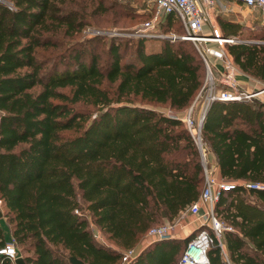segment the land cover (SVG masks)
I'll return each instance as SVG.
<instances>
[{
    "label": "trees",
    "instance_id": "16d2710c",
    "mask_svg": "<svg viewBox=\"0 0 264 264\" xmlns=\"http://www.w3.org/2000/svg\"><path fill=\"white\" fill-rule=\"evenodd\" d=\"M116 5L0 0V219L9 227L6 237L0 226V248L12 238L24 264H71L69 256L118 264L122 250L176 219L203 186L199 150L175 111L192 105L204 63L190 41L156 36H135L124 61L130 44L109 38L103 63L97 45L84 61L77 36L95 17L119 14ZM216 22L222 37L239 40L226 44L234 64L264 84V24L250 31L221 14ZM175 23L182 34L172 13L155 31L175 34ZM200 139L220 177L264 182V103L212 101ZM214 211L231 227L220 236L229 264H264V190L238 184ZM88 218L112 245L94 239ZM187 240L147 243L127 264H178ZM206 254L227 264L214 236ZM0 264L15 263L0 254Z\"/></svg>",
    "mask_w": 264,
    "mask_h": 264
},
{
    "label": "built area",
    "instance_id": "2783aa9c",
    "mask_svg": "<svg viewBox=\"0 0 264 264\" xmlns=\"http://www.w3.org/2000/svg\"><path fill=\"white\" fill-rule=\"evenodd\" d=\"M148 9L153 7L152 16L141 23L135 30V36L144 37H169L171 39H183L190 41L201 57L205 70L209 76L210 85L208 91L201 100L199 115L195 121L191 117L193 105H190L182 116L188 131L190 132L199 150L200 163L203 173V186L196 200L185 207L179 216L171 222H164L151 226L144 236L147 242L164 240L174 236L177 227L182 225V218L188 215L202 217L201 223L192 236L186 241L178 264H210L206 251L212 243L213 236L219 241L222 254L229 264L220 243V236L231 227L219 219L214 211L215 203L223 192L232 190L236 185L242 184L245 188L264 190V182L231 181L217 176L209 167L206 159L207 147L200 139V123L208 105L214 100H249L256 99L262 102L264 84L259 89L246 90L240 87L237 75L244 73L233 62L226 49L227 43L239 41L236 38L222 37L214 23L217 0H146ZM245 7L257 10L264 16V0H236ZM172 13L181 23L183 33L163 34L155 31V25L162 16ZM207 30H204L205 27ZM100 33V32H98ZM102 33V32H101ZM114 33V32H110ZM213 70L215 76H213ZM216 83L218 85L216 87ZM169 117L176 118L173 111H168ZM203 210V211H201ZM76 212V210H75ZM111 245V244H105ZM134 247L121 251L118 264L129 263L137 254ZM0 254H6L11 259L17 257L14 240L9 238L0 248Z\"/></svg>",
    "mask_w": 264,
    "mask_h": 264
},
{
    "label": "rangeland",
    "instance_id": "374dc122",
    "mask_svg": "<svg viewBox=\"0 0 264 264\" xmlns=\"http://www.w3.org/2000/svg\"><path fill=\"white\" fill-rule=\"evenodd\" d=\"M116 1H117V5L115 6L114 9L121 11L119 12V14H117L118 16L117 15L113 16L112 13L109 12L107 15L105 14L102 16L95 17L93 21L96 24H91L85 27L83 31L77 36L76 40L83 42L86 41L81 48L84 51V56H83L84 61L88 59V55L92 54L95 51L93 49V46L97 45L96 51L99 55V62L103 63L106 60L105 50L109 42V38H113V37H123V40H126L130 44V47L123 54L121 61L126 60L129 57L130 53L132 52L133 45L135 42L134 39L135 35L133 33L134 30L145 20L149 19L145 14V9L148 8L147 7L148 3L146 0H116ZM151 8L153 9V7ZM258 19L264 21V16L262 15V13L260 11H256L252 13L251 18L248 21V24L246 25L249 27V30L251 29L250 31H252V29L257 30L261 25H263V23L260 24L259 22H257ZM174 28L176 30L175 31L171 30V31L175 32V34L180 35L181 34L180 28L176 23L174 24ZM110 32H114V33H110ZM97 35H101V36H97ZM127 37H132V38H127ZM87 40L91 42L87 43ZM72 41H74V39ZM148 41L150 40H146V42ZM154 43L155 45L157 44V42ZM45 59H47L48 63H50L51 61L52 62L56 61V58L54 57L52 58L49 56H46ZM59 67L63 68L62 66ZM213 76H215L214 70H213ZM209 85H210L209 76L206 70H204V78L201 89L199 90L195 99L191 103L194 107V109L191 112V117H193L194 119H197L196 116L199 115V109L201 105L200 102L203 99L204 94L208 91ZM217 86L220 85L216 83V87ZM155 106L166 112L170 111L169 109H166L163 106H159V105L158 106L155 105ZM175 113L181 114L182 116L184 114V112L180 113L176 111ZM164 222H168V221L164 220L161 223ZM88 226L96 241L102 244H111L107 236L102 231H100V229L92 222L91 218H88ZM16 251L18 252V247H16Z\"/></svg>",
    "mask_w": 264,
    "mask_h": 264
},
{
    "label": "crops",
    "instance_id": "0c3cea01",
    "mask_svg": "<svg viewBox=\"0 0 264 264\" xmlns=\"http://www.w3.org/2000/svg\"><path fill=\"white\" fill-rule=\"evenodd\" d=\"M217 7L215 8V18L214 23L216 24V29L219 32V28L216 22V15L221 14L224 16H228L232 18L233 20L243 24L247 25L248 21L250 20L252 13L256 12L257 10H252L247 7H245L243 4L239 3L236 0H217ZM257 22L260 24H264V21L261 19H258ZM208 27L206 26L204 30H207ZM237 81L240 85V87L246 89V90H254L259 89L262 85L261 82L258 80L252 78L251 76L247 75L246 73H239L237 75ZM262 103H264V93L262 95ZM206 159L207 163L210 167V169L217 175L218 174V168H217V161L215 158V155L207 150L206 153ZM220 177V176H219ZM203 211V210H201ZM202 217L200 216H186L182 218V225L177 227L174 233V236L172 238L176 239H189L194 233V231L197 229L199 224L201 223ZM0 226L2 228V231L6 237L9 236V227L7 225V222L4 217H1L0 219ZM147 239L145 236H142L141 239L138 241L137 245L134 247L137 251H140L145 245H147Z\"/></svg>",
    "mask_w": 264,
    "mask_h": 264
},
{
    "label": "water",
    "instance_id": "95a60500",
    "mask_svg": "<svg viewBox=\"0 0 264 264\" xmlns=\"http://www.w3.org/2000/svg\"><path fill=\"white\" fill-rule=\"evenodd\" d=\"M205 114V113H204ZM204 114H203V117H204ZM202 117V118H203ZM202 121V120H201ZM200 126H201V123H200ZM157 241H159V240H157ZM68 260H69V262L71 263V264H83V262L81 261V260H79V259H77L76 257H74V256H69L68 257ZM14 263L15 264H24V262H23V259L21 258V257H16L15 259H14Z\"/></svg>",
    "mask_w": 264,
    "mask_h": 264
}]
</instances>
